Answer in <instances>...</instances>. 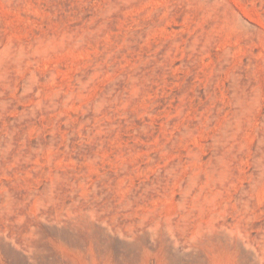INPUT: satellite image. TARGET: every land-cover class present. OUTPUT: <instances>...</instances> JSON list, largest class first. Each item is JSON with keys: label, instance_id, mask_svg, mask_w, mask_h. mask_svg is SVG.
<instances>
[{"label": "rangeland", "instance_id": "1", "mask_svg": "<svg viewBox=\"0 0 264 264\" xmlns=\"http://www.w3.org/2000/svg\"><path fill=\"white\" fill-rule=\"evenodd\" d=\"M0 264H264V0H0Z\"/></svg>", "mask_w": 264, "mask_h": 264}]
</instances>
